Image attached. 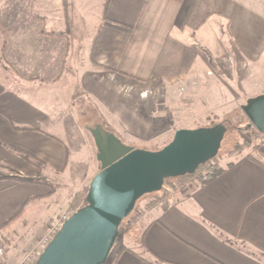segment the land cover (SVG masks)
I'll use <instances>...</instances> for the list:
<instances>
[{
    "label": "crops",
    "instance_id": "1",
    "mask_svg": "<svg viewBox=\"0 0 264 264\" xmlns=\"http://www.w3.org/2000/svg\"><path fill=\"white\" fill-rule=\"evenodd\" d=\"M107 3L106 17L131 28L132 33L103 26L102 22L94 53L99 65L96 76L84 77L80 84L87 95L115 113L122 110L119 94L123 86L142 83L174 87L193 72L205 71L204 51L213 50V39L219 35H227L229 46L240 59L257 70L264 69V0ZM17 82H21L17 86L22 92L0 80V173L10 174V168L23 175L37 173V168L20 155L24 153L47 166L45 175L60 174L66 182L88 180L89 171L81 167L78 149L61 136L69 133L67 124L74 125L70 123L67 102L57 95L58 87L53 84L47 90L54 97L49 103L43 101L44 87L39 82ZM127 119L135 121L130 122L132 127L140 123L136 116L127 114ZM134 128L127 130L137 136L150 131ZM147 141L151 143L152 139ZM13 175L0 176V245L26 222L30 224L26 231L42 230L47 235L59 212L70 206L73 194L79 191L72 185L64 186L65 202L46 206V215L38 217L36 226L32 216L42 208L43 200L55 199L56 195L48 187L20 183ZM32 206L35 208L31 210ZM25 208L29 215L19 218ZM28 239L27 245L32 244L34 236ZM4 250L7 259L11 254L19 255L16 249ZM148 261L264 264V161L242 157L208 184L188 185L167 210L155 211L142 220L138 240L121 251L113 264H150Z\"/></svg>",
    "mask_w": 264,
    "mask_h": 264
},
{
    "label": "rangeland",
    "instance_id": "2",
    "mask_svg": "<svg viewBox=\"0 0 264 264\" xmlns=\"http://www.w3.org/2000/svg\"><path fill=\"white\" fill-rule=\"evenodd\" d=\"M105 4L106 0H0V80L15 90L20 89L17 86L21 83L17 82L19 80L27 85L39 82L44 87L42 92L46 93L42 94L44 102L54 101L47 90L53 84L58 87L57 95L67 102L70 123L74 125L67 124L69 133L61 136L78 149L79 161L83 162L81 167L89 171V179L84 178V182H66L60 174L45 175L43 170L47 166L42 161L39 160L42 165L37 166L28 160L37 168V173L24 172L23 175L14 168H10L8 175L0 173L2 177L14 174L12 178L16 181L30 178L34 182L24 184H37L53 190L55 199L43 200L42 208L32 216L36 226L39 225L38 217L46 215V206L65 202L62 199L64 186L72 185L74 190L79 188L74 196L87 187L89 190L93 177L100 171V163L94 139L87 128L97 124H104L130 146L155 148L172 141L179 129L225 123L228 131L217 155L222 168L246 156L264 161L263 134H256L253 127H249L248 119L240 125L237 118L241 112L244 114L242 106L250 99L264 95V69L257 70L240 59L229 46L226 32V36L213 39L212 52L204 51L205 71L201 70L202 74L193 72L181 85L167 87L135 83L123 86L119 94L122 110L116 113L87 95L80 83L84 77L96 76L99 67L94 53L98 31L104 21ZM46 31L52 36L43 34ZM17 91L22 92L21 89ZM127 114L136 116L140 123L132 127L130 122L135 121L127 119ZM156 125L159 126L155 132H151ZM130 126L136 127L134 129L145 127L150 131L137 136L128 132ZM149 139H152L151 143L147 141ZM175 182L169 181L165 186L171 195V204L174 197L187 188L176 191L172 188ZM69 207L74 211L71 204ZM68 208L62 209L59 216ZM158 210L153 195H146L137 202L133 213L123 221L106 264H113L121 251L134 245L140 235L142 220ZM28 215L29 212L25 217ZM29 226L26 222L23 228L15 229L14 235L10 233L9 238L2 241L0 264H23L25 255L46 236L42 230L26 231ZM32 235V244L27 245L28 237L31 239ZM12 240L17 241V245L10 244ZM5 247L10 250L13 247L11 251L16 249L19 255L11 254L5 258Z\"/></svg>",
    "mask_w": 264,
    "mask_h": 264
},
{
    "label": "water",
    "instance_id": "3",
    "mask_svg": "<svg viewBox=\"0 0 264 264\" xmlns=\"http://www.w3.org/2000/svg\"><path fill=\"white\" fill-rule=\"evenodd\" d=\"M242 110L249 127L264 135V95L250 99ZM87 129L100 171L89 185L87 204L67 220L36 264H106L137 202L162 191L167 179L192 175L214 159L228 131L224 124L179 129L166 146L152 151L125 144L102 124Z\"/></svg>",
    "mask_w": 264,
    "mask_h": 264
},
{
    "label": "trees",
    "instance_id": "4",
    "mask_svg": "<svg viewBox=\"0 0 264 264\" xmlns=\"http://www.w3.org/2000/svg\"><path fill=\"white\" fill-rule=\"evenodd\" d=\"M107 8H108V3L105 5V18H104V21H103V26H107V27H110V28H113V29H116V30H120V31H124V32H127V33H132V29L129 28V27H126V26H123V25H120V24H117V23H114L112 21H110L107 17H106V12H107ZM43 34H46V35H51L49 33L44 32ZM52 36V35H51ZM257 97V96H256ZM255 98V97H254ZM237 118H239V122L240 125L245 121H247V117L242 114V112L240 113V115L237 116ZM220 124H224L227 129H228V126L225 124V123H220ZM104 125V124H103ZM217 124H210V125H206V126H202V127H213ZM105 127V126H104ZM108 131L110 132H113L111 130H109L107 127H105ZM199 128V127H198ZM254 130V132L256 134H261L259 133L255 128H252ZM262 135V134H261ZM264 136V135H263ZM120 138V137H119ZM121 139V138H120ZM122 140V139H121ZM123 141V140H122ZM124 142V141H123ZM125 143V142H124ZM169 142H166L163 146H160V147H155V148H151V147H148V148H143V149H146V150H152V151H157V150H160L162 149L164 146H166ZM126 144V143H125ZM128 145V144H127ZM20 155L25 159V160H29L31 162H33L35 165H39L41 166L42 163L35 159V158H32L30 157L29 155L27 154H24V153H20ZM233 163H230L228 165V167L232 166ZM224 171V168H222L218 162V156H216L214 159L210 160L209 162H207L206 164L204 165H201L199 167V169L192 175H186V176H182V177H177V178H170V179H167L165 181V186L166 184L169 182V181H176L175 184L172 186V188H174L176 191H180V190H183L185 189L189 184L193 183L195 184L197 187H201L203 185H206L208 184L210 181L214 180L215 178H217L219 175H221ZM22 179V178H21ZM18 179V182H23V183H33L34 181L30 178H26V179ZM85 192V194H84ZM87 194H88V187L83 189V191L80 193H77L73 200H72V203H71V207L74 209V211L76 212L77 210L83 208L86 204H87V201H86V198H87ZM148 195H153L154 196V203L156 205L157 208H160V210L162 211H165L167 210L170 205H171V195L165 190V188L162 189V191L160 192H155V193H152V194H148ZM29 212V209L25 208L23 209V211L19 214V218L21 217H25L26 214H28ZM17 217V218H18ZM123 225V222L120 226V229ZM120 229H119V232H120ZM150 264H161L160 262L158 261H148Z\"/></svg>",
    "mask_w": 264,
    "mask_h": 264
},
{
    "label": "built area",
    "instance_id": "5",
    "mask_svg": "<svg viewBox=\"0 0 264 264\" xmlns=\"http://www.w3.org/2000/svg\"><path fill=\"white\" fill-rule=\"evenodd\" d=\"M165 188V187H164ZM75 213L70 207L63 212L52 224L50 232L27 254L23 259V264H36L53 237L62 229L67 220ZM3 251L0 249V256Z\"/></svg>",
    "mask_w": 264,
    "mask_h": 264
}]
</instances>
